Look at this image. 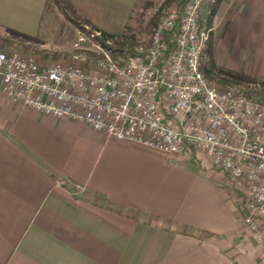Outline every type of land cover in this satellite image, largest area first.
<instances>
[{
    "label": "crops",
    "instance_id": "obj_1",
    "mask_svg": "<svg viewBox=\"0 0 264 264\" xmlns=\"http://www.w3.org/2000/svg\"><path fill=\"white\" fill-rule=\"evenodd\" d=\"M106 2L71 0L94 25ZM48 8L59 14L0 0V45L44 47L31 37ZM210 26L217 66L264 57V0H219ZM230 185L204 155H165L0 92V264H240L217 241L236 222Z\"/></svg>",
    "mask_w": 264,
    "mask_h": 264
},
{
    "label": "built area",
    "instance_id": "obj_2",
    "mask_svg": "<svg viewBox=\"0 0 264 264\" xmlns=\"http://www.w3.org/2000/svg\"><path fill=\"white\" fill-rule=\"evenodd\" d=\"M214 3L166 5L148 40L130 50L112 52L116 37L87 28L77 31L72 52L52 62L0 47V92L14 104L165 155L210 158L240 195L241 224L258 233L264 222V101L205 78L212 27L204 20ZM56 184L74 194L86 188L67 179Z\"/></svg>",
    "mask_w": 264,
    "mask_h": 264
},
{
    "label": "rangeland",
    "instance_id": "obj_3",
    "mask_svg": "<svg viewBox=\"0 0 264 264\" xmlns=\"http://www.w3.org/2000/svg\"><path fill=\"white\" fill-rule=\"evenodd\" d=\"M162 2L163 0H107L106 6L101 8L99 12L98 21L101 26H95L101 31L107 33L110 31L111 33L109 34L119 37L127 43L131 42V46H125L126 49L130 50L135 43H145L150 37L155 26V22L153 24V19H155V21L156 19L158 20L161 10L163 9L160 8ZM134 3L135 5H133ZM84 29H86V31L89 30L88 32L95 30L89 26L78 28L66 21L60 14L52 16L48 8L39 31L31 37V40L45 44L44 47L24 50L18 48L17 45L13 46L6 44L0 46L2 48L18 49L26 54H37L44 62H52L72 52L77 31H83ZM251 52L252 51L249 52L248 50L241 51L240 53L242 55L235 59L231 56L230 61L232 64L230 68L233 71L251 76L257 81H264V59H262L264 57L254 56ZM53 55L55 56L53 57ZM205 61L206 56L204 53L203 63ZM210 81L217 83L216 80ZM239 86L251 99L258 102L264 101V92H262L259 87L254 84H242ZM196 164H199V162ZM228 192L230 197H233L232 200L234 199L232 204L236 222L232 233L229 232L227 238L219 237L217 241H219L220 245L224 246L223 248L228 258H234V260H238L240 264H264V222L260 223L258 233L247 231L241 224L238 198L236 199L237 196L234 195L236 192L232 189ZM257 236L261 238L260 243L255 240Z\"/></svg>",
    "mask_w": 264,
    "mask_h": 264
},
{
    "label": "trees",
    "instance_id": "obj_4",
    "mask_svg": "<svg viewBox=\"0 0 264 264\" xmlns=\"http://www.w3.org/2000/svg\"><path fill=\"white\" fill-rule=\"evenodd\" d=\"M186 1L188 0H163L160 8L162 9L163 7L171 3H174L175 5L180 7ZM218 2L219 0H215L214 5L210 6L205 13V26L206 27H210L211 20L216 12V7H217ZM48 5L52 8L57 9L59 14L66 21L70 22L71 24L75 25L78 28L89 26L92 29L99 30L94 24H92L90 20L83 18L77 14L75 8L73 7L71 3V0H48ZM154 22L156 24L157 19L156 21L155 19H153V24ZM101 32L107 38L116 37L107 32H104V31H101ZM116 39L117 40L114 41L113 43L112 52H120L123 49H126L125 46H131L132 44L131 42L127 43L126 41H123L119 37H116ZM213 46H214V38L212 36V33L210 32L208 36V40L206 42V48L204 49L206 61L203 63V66H202V72L206 79L216 80V82L222 86H226V85H238L239 86L242 84H254L255 86L259 87L262 90V92H264V81H257L253 77L248 76L244 73L217 66L213 59V51H214ZM55 55H53V57ZM236 196L238 198L240 197L238 193H236Z\"/></svg>",
    "mask_w": 264,
    "mask_h": 264
}]
</instances>
